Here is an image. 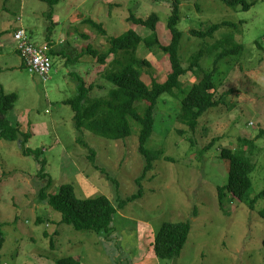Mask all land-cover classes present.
<instances>
[{
  "label": "rangeland",
  "instance_id": "1",
  "mask_svg": "<svg viewBox=\"0 0 264 264\" xmlns=\"http://www.w3.org/2000/svg\"><path fill=\"white\" fill-rule=\"evenodd\" d=\"M170 1L59 0L49 17V6L41 0H0V86L4 93L17 95L5 118L30 134L27 148L41 151L45 172L52 180L47 192L56 194L61 185L71 184L77 198L102 195L117 207L142 190L139 198L113 215V232L108 237L76 231L61 224L60 214L39 200L38 191L45 184L37 177L40 165L32 156L21 154L19 140L0 139V229L4 236L0 264H55L64 257H73L80 264H264V220L257 214L264 201L259 199L249 209L225 196L220 207L217 194L228 175V163L219 158L220 148L235 149L238 138L253 139L257 145L247 198L253 199L264 188V139L258 138L259 130L264 129V50L257 47L264 48V0H246L256 2L248 11L230 8L222 0H179L182 65L187 67L193 53L229 32L220 28L202 41L190 30L241 21L235 35L236 43L243 46L241 68L235 65L220 78L217 95L232 92L225 104L200 118L194 133L177 123L175 115L179 98L201 78L200 73L188 72L175 89L177 97L158 101V127L155 123L146 147L162 150L170 161H154L140 186L137 179L145 161L138 152V124L132 123L131 135L125 140H109L75 129L74 113L63 104L76 94L74 76L95 86L92 97L109 91L111 85L100 78L103 67L88 56L86 47L104 51L107 38L131 29L147 36L143 27L127 21L130 15L145 19L156 13L159 42L168 45ZM86 18L101 24L106 35L83 22ZM19 28L39 48H47L45 39L50 35L53 50L62 51L63 55L50 57L52 68L46 82L23 66L13 39ZM137 57L151 64L142 75L147 85L152 79L165 80L169 69L166 55L140 46ZM69 58L77 61L68 63ZM212 59L206 53L200 67L210 71ZM214 139L219 141L205 150ZM180 222H189L191 229L179 257L156 258L152 245L161 225Z\"/></svg>",
  "mask_w": 264,
  "mask_h": 264
},
{
  "label": "trees",
  "instance_id": "2",
  "mask_svg": "<svg viewBox=\"0 0 264 264\" xmlns=\"http://www.w3.org/2000/svg\"><path fill=\"white\" fill-rule=\"evenodd\" d=\"M41 1L48 4L50 9L48 16L50 17L53 7L58 4L59 0ZM222 1L228 7L239 8L242 11H248L256 3L246 0ZM179 6V0L170 1V12L166 23L170 33V41L166 46L162 45L158 39L157 24L159 17L156 13H150L145 19L133 15L127 19L132 24L143 27L148 32L145 37L138 35L131 29L120 36L107 38V48L104 51H98L88 45L86 53L94 59L97 65L103 67L100 78L109 83L111 88L104 95L92 97L90 93L95 86L93 84L87 85L79 75L74 76L77 81L76 94L63 101V104L72 109L74 113L73 124L75 129L79 131L87 130L96 136L118 141L125 140L131 135L132 123L138 124V152L145 161L142 175L137 179L139 186L141 180L153 168L154 161L158 159L170 161L168 157L164 156L162 150H150L146 147L156 123L155 110L158 101L165 96L167 97L164 100L177 97L175 89L180 87L181 78L188 72L194 75L200 73L201 78L192 84L181 99L179 98V110L175 115L177 123L194 133L200 118L207 111L225 104L226 98L232 91L228 90L217 95L221 86L220 78L224 77L228 70L235 68V65L240 66L242 61L243 46L235 41V35L239 32V26L242 22L225 21L199 31L190 30L193 37L202 41L212 38L213 34L220 28H227L229 32L211 45L199 48L189 57L188 66L184 67L179 57L180 42L183 37V33L177 28L180 21ZM83 22L90 24L103 36L106 35L101 24L95 23L89 18L84 19ZM47 30L52 35L51 27L48 26ZM45 42L50 57L63 55L61 50H53L54 41L50 35L46 36ZM140 46L148 51L158 50L167 56L169 69L164 81L158 82L152 79L150 85L143 81V70H150L151 64L147 60L137 57V50ZM257 47L264 50L260 45ZM17 53L19 54L18 51ZM206 53L213 56L210 71H205L200 67L201 58ZM110 56H112L111 60L107 61ZM76 61V59H68V63ZM223 65L227 66L225 71L222 70ZM16 101L17 95L15 93L6 94L0 86V139L10 142L19 140L21 154L32 156L40 165L37 177L39 180L45 181V184L38 191L39 200L60 214L61 224L71 226L76 231L94 232L97 235L102 233L108 237L113 232V227H111L113 215L127 203L139 198L142 195V190L139 189L138 194L121 200L117 207L102 195L92 199H79L71 184H63L56 194H49L47 191L52 185V180L45 172L46 161L41 159V151L27 148L26 144L30 134L21 132L17 126H13L5 118L7 112L13 109ZM156 126L158 127V123ZM167 129L169 130V128ZM178 132L181 135L184 134ZM258 138L264 139V129L259 130ZM217 139L212 140L205 150L211 149L215 142L219 141ZM255 143L256 141L253 139L238 138V145L235 149L220 148L219 158L228 163L226 184L217 188L220 207H222L225 196L230 201L240 202L249 209H253L259 199L264 201V188L253 199L247 198V193L252 187L250 175L255 170V164L252 162V154L257 149ZM91 153L93 152L91 151ZM257 214L264 220V205ZM38 221L40 222L39 219ZM190 229L189 222L163 223L156 233L152 245L155 257L161 260L178 258L188 239ZM44 235L47 236L46 233ZM3 244L4 236L0 229V250ZM49 244L53 249L52 239H50ZM262 246L264 247V238ZM55 264H80V262L73 257H64L57 260Z\"/></svg>",
  "mask_w": 264,
  "mask_h": 264
},
{
  "label": "built area",
  "instance_id": "3",
  "mask_svg": "<svg viewBox=\"0 0 264 264\" xmlns=\"http://www.w3.org/2000/svg\"><path fill=\"white\" fill-rule=\"evenodd\" d=\"M16 46L24 60L27 70L38 76L43 82L49 79L51 62L45 53L46 49H37L27 40L24 31L16 33Z\"/></svg>",
  "mask_w": 264,
  "mask_h": 264
},
{
  "label": "bare ground",
  "instance_id": "4",
  "mask_svg": "<svg viewBox=\"0 0 264 264\" xmlns=\"http://www.w3.org/2000/svg\"><path fill=\"white\" fill-rule=\"evenodd\" d=\"M20 30H22V31H24L22 28H19V29H17V31L14 33V37H13V39L15 38V35H16V33L18 32V31H20ZM24 33H25V36H26V38H27V40L29 41V43H31L32 44V42L30 41V38L28 37V35H27V33L24 31ZM14 42H15V40H14ZM15 44H16V42H15ZM35 48H37V49H46L45 50V53H46V55L48 56V58L50 59V62H51V58H50V56L48 55V49L47 48H39V47H37V46H35L34 44H32ZM16 51H18V49H17V46H16ZM19 52V51H18ZM19 55H20V57H21V54H20V52H19ZM22 58V57H21ZM22 61H23V64H24V66H25V63H24V60H23V58H22ZM25 68H26V66H25ZM51 68H52V65H51ZM27 69V68H26ZM28 71V70H27ZM50 72H51V70H50ZM34 75V74H33ZM50 78V77H49ZM45 82V81H44Z\"/></svg>",
  "mask_w": 264,
  "mask_h": 264
},
{
  "label": "crops",
  "instance_id": "5",
  "mask_svg": "<svg viewBox=\"0 0 264 264\" xmlns=\"http://www.w3.org/2000/svg\"><path fill=\"white\" fill-rule=\"evenodd\" d=\"M56 45V44H55ZM2 46V44H0V47ZM22 59V58H21ZM0 71H1V67H0Z\"/></svg>",
  "mask_w": 264,
  "mask_h": 264
}]
</instances>
